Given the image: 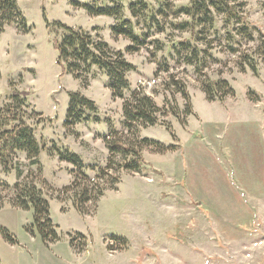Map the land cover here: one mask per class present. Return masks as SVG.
I'll return each instance as SVG.
<instances>
[{
	"label": "rangeland",
	"instance_id": "obj_1",
	"mask_svg": "<svg viewBox=\"0 0 264 264\" xmlns=\"http://www.w3.org/2000/svg\"><path fill=\"white\" fill-rule=\"evenodd\" d=\"M135 1L146 4L151 22L144 12L131 16ZM190 1L16 0L27 32L14 24L0 31V107L18 92L28 113L38 114L27 121L42 146L38 164L30 166L24 154L15 160L48 202L59 239L41 241L32 211L13 206V192L0 189V226L17 241L10 245L0 237V264H264V63L255 53L259 33L264 36V0L228 1L244 21L230 23L213 12L212 23L196 29L198 34L176 27L190 21L176 13ZM113 4L122 6L134 34L145 37L138 51L128 52L130 41L112 34L114 18L90 16L82 8ZM53 23L103 41L133 66L122 99L112 97L97 68L77 79L57 65ZM243 25L251 28L253 42L238 34ZM182 42L189 43L188 51ZM194 49L197 67L188 65ZM249 58L256 74L245 62ZM215 84L218 96L208 100L202 88ZM137 90L165 116L134 134L123 126L122 107ZM182 90L189 96V116ZM70 94L93 102L97 114L66 128ZM112 134L140 154V172L123 168L131 156L109 152ZM60 149L79 157L89 179L113 165L117 183L86 215L63 191L77 170L59 159ZM0 180L10 187L18 181L14 170H0Z\"/></svg>",
	"mask_w": 264,
	"mask_h": 264
},
{
	"label": "trees",
	"instance_id": "obj_2",
	"mask_svg": "<svg viewBox=\"0 0 264 264\" xmlns=\"http://www.w3.org/2000/svg\"><path fill=\"white\" fill-rule=\"evenodd\" d=\"M228 1L231 0H191L189 7L176 10V13L185 15L190 21L179 23L176 27L181 31L188 29L192 34H198L196 29L201 26H209L212 23L213 12L222 14L228 18L230 23L244 21L243 16ZM82 8L90 16L114 18L117 23L111 28L112 34L114 36H123L130 41L132 46L127 48L128 52H136L145 45V37L134 34L133 24L131 20L124 17L121 5L113 4L109 7L83 5ZM129 10L133 18L139 17L142 15L140 13L144 12L143 14L148 22L154 19L153 15L147 16L148 9L143 2L135 1V3L129 6ZM12 24L16 25L21 31L27 32L25 20L16 6V0H0V31H2L4 26ZM53 26L58 29L57 31L60 30L61 32L59 35L57 31L54 33L57 65L61 66L65 73L77 79H85L93 68H97L107 77V87L112 97L122 99L124 93L129 91L126 74L133 70V66L125 61L120 53H113L106 43L95 41L86 32L74 30L59 23H53ZM242 27L238 34L246 36L249 41L253 42V35L249 32L251 28L247 25H243ZM197 34L193 35L195 40H197ZM259 36V44L255 49V53L260 56L264 63V36L260 33ZM179 45L186 51L190 48L189 43L182 42ZM196 52V49L192 51L191 60L188 61V65L197 67ZM245 62L253 74H256L257 70L254 60L249 58ZM221 84L223 87H228L224 82H221ZM213 87L217 88L216 84L202 88V92L208 100H213L218 96L217 90L213 89ZM227 94H232V90L230 89ZM227 94L223 93L219 95V99L222 100ZM181 95L186 101L185 115L189 116L191 114L189 96L184 90H182ZM27 108L25 95L18 92L13 93L9 98L8 104L0 107V170L4 173L14 170L18 180L12 187L0 180V189L1 191L9 190L13 192L11 199L13 206L24 211H32L33 227L41 241L52 243L58 241L59 237L49 218V204L43 198L41 191L36 185L28 181V175L23 177L22 169L18 167V163L15 160L17 154H24L29 165L32 167L36 166L38 164V155L42 150V146L35 138L33 128L27 124V121L32 120L38 114L32 111L28 113ZM91 114H97V108L93 102L79 94H70L64 126L71 128L76 124L86 122L90 119ZM122 114L124 128L134 134L137 133L140 127L155 126L159 123V116H165L152 99L138 90L131 92L129 98L124 100ZM174 116L178 117L177 114ZM165 126L166 129L170 130V125L165 124ZM113 136L114 134H112L111 140L106 142L109 152L112 156L117 155L116 153H120L121 151L126 155V158L128 156L130 158L131 156L123 168L131 172H140V168L143 166L140 154L126 150L122 146V141ZM143 142L149 143L148 140H144ZM164 150L161 149V151ZM57 155L61 161L71 164L77 170L74 181L63 190L64 193L71 195L73 206L80 215L88 214L90 208L95 206L104 192L117 183V177L110 173L113 165H109L105 169H99L96 176L93 179H89L84 173L85 166L77 155L70 153L66 149L57 150ZM115 172L117 173V171ZM115 172L114 174H116ZM2 203L3 198L0 195V207ZM0 237L10 245H16L17 243L15 237L2 226H0ZM115 241L121 244L120 240L115 239Z\"/></svg>",
	"mask_w": 264,
	"mask_h": 264
}]
</instances>
